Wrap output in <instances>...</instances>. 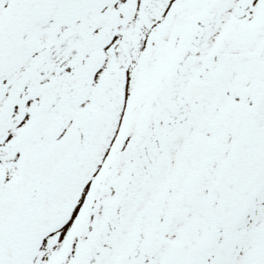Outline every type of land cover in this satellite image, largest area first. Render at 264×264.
I'll use <instances>...</instances> for the list:
<instances>
[{"label": "snow or ice", "instance_id": "obj_1", "mask_svg": "<svg viewBox=\"0 0 264 264\" xmlns=\"http://www.w3.org/2000/svg\"><path fill=\"white\" fill-rule=\"evenodd\" d=\"M0 264H264V0H0Z\"/></svg>", "mask_w": 264, "mask_h": 264}]
</instances>
